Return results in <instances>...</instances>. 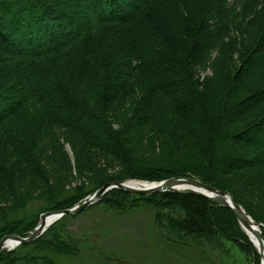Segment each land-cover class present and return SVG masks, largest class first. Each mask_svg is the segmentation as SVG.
<instances>
[{"label":"trees","instance_id":"16d2710c","mask_svg":"<svg viewBox=\"0 0 264 264\" xmlns=\"http://www.w3.org/2000/svg\"><path fill=\"white\" fill-rule=\"evenodd\" d=\"M189 176L264 224V0H0V239L110 181ZM96 206L150 210L165 247L228 243L260 264L232 211L202 195L113 188L81 212ZM78 214L0 264L77 256Z\"/></svg>","mask_w":264,"mask_h":264},{"label":"rangeland","instance_id":"374dc122","mask_svg":"<svg viewBox=\"0 0 264 264\" xmlns=\"http://www.w3.org/2000/svg\"><path fill=\"white\" fill-rule=\"evenodd\" d=\"M66 149L69 151V146ZM150 219L148 209L116 216L99 206L80 212L67 222V229L82 241L79 253L72 258L58 256L57 261L59 264H252L236 246L228 243L218 250L202 252L188 247H165L147 230Z\"/></svg>","mask_w":264,"mask_h":264},{"label":"water","instance_id":"95a60500","mask_svg":"<svg viewBox=\"0 0 264 264\" xmlns=\"http://www.w3.org/2000/svg\"><path fill=\"white\" fill-rule=\"evenodd\" d=\"M132 180V179H129ZM134 180V179H133ZM148 182V181H146ZM148 183H155V185L146 187V188H134L126 184L125 181H110L105 183L102 187L96 189L92 193L86 195L83 199L75 203L69 208L62 210L44 212L40 214V220L37 225L33 228L32 231L25 237L17 234H8L4 235L0 239V252L3 250H12L16 245L30 243L36 238H38L47 227L53 223L55 220L60 218L63 215L74 216L80 213L83 209L87 208L90 204L94 203L102 197L107 191L113 188L122 189L128 193L144 195L154 192H163V191H174L179 193H192L197 195H202L207 199L216 202L218 205L227 207L232 211L236 217L240 227L246 234L245 230H251L258 242L264 241V236L261 233L260 228H264V224L261 222H256L244 209L243 207L234 199V197L227 191H222L203 183L195 177H171L163 179L160 181H152ZM47 216H52V221L50 224L46 225L44 219ZM247 235V234H246ZM10 240L12 245L7 246V241ZM251 241V240H250ZM261 256L260 252L258 251ZM260 264L261 260H260Z\"/></svg>","mask_w":264,"mask_h":264},{"label":"bare ground","instance_id":"6f19581e","mask_svg":"<svg viewBox=\"0 0 264 264\" xmlns=\"http://www.w3.org/2000/svg\"><path fill=\"white\" fill-rule=\"evenodd\" d=\"M126 184L134 187V188H146L152 185H155V183H148L145 181H140V180H126ZM46 225L50 224V222L52 221V216H47L44 219ZM248 238L251 240L253 246L256 248L257 251L260 252L261 254V263L264 264V241L263 242H258V240L256 239L254 233L251 230L246 229L245 230ZM12 242L10 240L7 241V246L12 245Z\"/></svg>","mask_w":264,"mask_h":264}]
</instances>
